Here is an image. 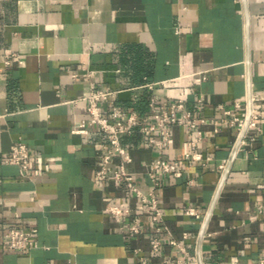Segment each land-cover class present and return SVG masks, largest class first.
<instances>
[{
    "label": "crops",
    "instance_id": "crops-1",
    "mask_svg": "<svg viewBox=\"0 0 264 264\" xmlns=\"http://www.w3.org/2000/svg\"><path fill=\"white\" fill-rule=\"evenodd\" d=\"M247 15L246 34L241 0H0V264H156L182 256L170 237L196 264L256 262L264 248V0H247ZM4 49L22 63L4 65ZM159 81L152 94L160 103L180 90L187 106L203 98L199 116L207 123L197 150L211 157L204 167L182 160L195 133L180 125L160 151L138 129L121 136L131 155L126 169L142 192L150 186L147 163L181 161V175L161 174L156 190L169 234L155 232L126 187L110 178L96 183L105 136L71 133L87 118L90 84L119 90L117 104L147 121L151 92L132 88ZM248 95L257 96L251 108L260 130L250 129L244 143L229 124L215 132L216 106L247 116ZM16 142L29 150L24 175L5 162ZM109 204L131 213L114 216ZM189 206L202 217L185 215ZM133 216L141 220L137 233L129 231ZM11 228L34 246L9 249Z\"/></svg>",
    "mask_w": 264,
    "mask_h": 264
},
{
    "label": "built area",
    "instance_id": "built-area-1",
    "mask_svg": "<svg viewBox=\"0 0 264 264\" xmlns=\"http://www.w3.org/2000/svg\"><path fill=\"white\" fill-rule=\"evenodd\" d=\"M22 63L19 54L4 49V65H9L11 61ZM89 75V72H86ZM77 77V74H72ZM204 78V76H203ZM159 82H145L144 84L132 89L147 90L151 92L148 100L150 118L142 121L139 114L135 110L121 107L117 104V94L119 90H113L108 87H97L90 84L87 94L83 97L86 102L87 118L80 121L72 129L73 134H87L92 129L102 133L107 142V148L96 154L98 162L95 170V181L102 184L106 179L110 178L115 184L126 187L139 201L140 207L148 215L149 221L154 225L157 234L162 231L169 230L166 226H160L162 221V210L156 197V190L159 186V178L161 174H171L175 177L181 175L180 160H165L160 157L154 158L146 164V174L150 178V186L147 192H142L134 183L133 175L126 169V164L131 161V155L126 146L121 142V136L132 133L138 129L144 136L146 144L155 150H162L168 146L171 141V129L176 125L184 126L195 133V138L190 142V151H186L182 155V160H191L201 166H207L211 160L210 156L204 155L197 150L198 144L202 138V126L207 120L199 113L205 107V102L201 96H198L191 106H187L185 91L180 90L176 99L169 103H160L158 98L152 94L156 84ZM257 96L251 97V105L255 102ZM240 102H235V108L240 107ZM216 108L221 112L222 116L213 118L210 123L217 125L218 123H226L236 128L240 143H244L245 138L249 137V130L255 129L259 131L258 120L260 114L254 113L252 108L250 116H238L223 104H218ZM245 128V130H244ZM244 130V131H243ZM217 131V127H214ZM253 140V137H250ZM239 143V144H240ZM240 146V145H239ZM238 146V147H239ZM8 164L18 166L20 175H24L29 171L30 155L27 146L22 142H16L11 145L9 154L5 159ZM115 163L114 167L108 166ZM219 169H225V163L218 165ZM30 173H33L32 170ZM188 184H192V179L187 180ZM107 209L114 216H123L131 213V209L123 204H109ZM261 212V210H259ZM185 215L192 216L196 219L202 217L199 209L189 206L184 210ZM141 220L138 216H133L130 221L129 231L137 233L140 230ZM183 238H187L188 234L183 232ZM7 245L11 250H30L34 246V241L30 236L19 228H11L6 234ZM150 247L153 251H157L160 246V239L157 236L149 240ZM169 243L177 244L182 252L180 257H169L163 259L156 264H196V258L186 251L185 247L176 242L172 237ZM254 264H264V248Z\"/></svg>",
    "mask_w": 264,
    "mask_h": 264
},
{
    "label": "water",
    "instance_id": "water-1",
    "mask_svg": "<svg viewBox=\"0 0 264 264\" xmlns=\"http://www.w3.org/2000/svg\"><path fill=\"white\" fill-rule=\"evenodd\" d=\"M241 2H242V5H243L245 19H246V34H247V32H248L247 0H241ZM247 103H248V113H247V119H248L249 116H250V112H251V98H250V95H248V97H247ZM244 130H245V128H244ZM239 141H240V138L238 139V142Z\"/></svg>",
    "mask_w": 264,
    "mask_h": 264
}]
</instances>
